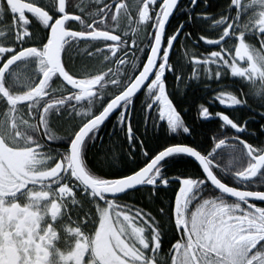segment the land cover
<instances>
[{
	"label": "snow or ice",
	"instance_id": "snow-or-ice-1",
	"mask_svg": "<svg viewBox=\"0 0 264 264\" xmlns=\"http://www.w3.org/2000/svg\"><path fill=\"white\" fill-rule=\"evenodd\" d=\"M262 205L264 0H0V264H264Z\"/></svg>",
	"mask_w": 264,
	"mask_h": 264
},
{
	"label": "trees",
	"instance_id": "trees-1",
	"mask_svg": "<svg viewBox=\"0 0 264 264\" xmlns=\"http://www.w3.org/2000/svg\"><path fill=\"white\" fill-rule=\"evenodd\" d=\"M184 1L188 2V0H183L182 5H187L188 3L184 4ZM216 2L218 4H223L224 0H216ZM183 19H184V16L181 13L177 12L176 16L171 21V24L169 27L176 25L177 23H179ZM177 50H179V46H177ZM169 84H170V90H174L177 87V82H175L171 77L169 78ZM213 87H215V85H213ZM210 93H211V89H208L207 91H205L203 89V87H201V90L199 91L198 95L205 96L206 99H210ZM143 99H144V97H143V95H141L140 99L138 101H136L137 108L140 107V104L143 101ZM185 107H187V105H185ZM222 108H223V106H220L219 108H216V110H222ZM193 115H194V113H193ZM189 116H191V113H189ZM114 122H115V116L113 118H111V120L109 122H107V124H108L107 129L105 130L104 133H102V135L104 136L105 142L108 140V136L106 135V132L111 130L112 123H114ZM100 143H101L100 141L97 142V148L93 149V153H96L98 151ZM91 157H92V154H90V158ZM161 195H164V194L162 193ZM147 197H148L147 192H143V193L137 192V193L131 194L126 199L129 200V202H131V203H138L141 206H144L148 202ZM152 207L155 208V207H158V205L153 204Z\"/></svg>",
	"mask_w": 264,
	"mask_h": 264
},
{
	"label": "flooded vegetation",
	"instance_id": "flooded-vegetation-1",
	"mask_svg": "<svg viewBox=\"0 0 264 264\" xmlns=\"http://www.w3.org/2000/svg\"><path fill=\"white\" fill-rule=\"evenodd\" d=\"M182 1H183V0H181V4L183 3ZM85 2H87V0H85ZM185 3H188V2H187V1H184V4H185ZM176 14H177V13H176ZM176 14H175V16H176ZM173 19H174V18H173ZM173 19H172V20H173ZM169 26H170V25H169ZM262 206H264V205H262Z\"/></svg>",
	"mask_w": 264,
	"mask_h": 264
},
{
	"label": "water",
	"instance_id": "water-1",
	"mask_svg": "<svg viewBox=\"0 0 264 264\" xmlns=\"http://www.w3.org/2000/svg\"><path fill=\"white\" fill-rule=\"evenodd\" d=\"M172 19H173V18H172ZM172 19H171V21H172ZM113 117H114V116H113ZM113 117H112V118H113Z\"/></svg>",
	"mask_w": 264,
	"mask_h": 264
}]
</instances>
